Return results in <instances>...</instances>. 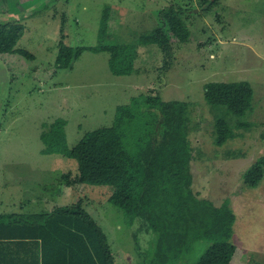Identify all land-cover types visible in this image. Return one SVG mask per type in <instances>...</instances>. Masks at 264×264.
I'll list each match as a JSON object with an SVG mask.
<instances>
[{"label": "rangeland", "instance_id": "rangeland-1", "mask_svg": "<svg viewBox=\"0 0 264 264\" xmlns=\"http://www.w3.org/2000/svg\"><path fill=\"white\" fill-rule=\"evenodd\" d=\"M30 1L17 0L18 12L9 15L24 27L18 47L35 58L0 54V213L42 218L56 207L79 205L105 233L115 264H158L156 233L109 203L108 187L78 182L76 161L44 153L40 137L53 123L71 148L86 132L110 126L120 106L157 92L164 101L187 103L193 193L218 207L228 201L235 215L229 264H264V174L253 188L243 182L264 158V0ZM5 5L11 6L2 0L0 21L9 17ZM105 6L104 44L131 46L130 73L114 75L109 54L89 50L72 68L56 67L61 41L77 49L99 44ZM157 27L168 52L141 41ZM220 83L236 84L250 100L242 119L214 104ZM224 112L234 136L217 145L216 119ZM240 121L245 125L237 128ZM190 244L169 264H193L206 245Z\"/></svg>", "mask_w": 264, "mask_h": 264}, {"label": "trees", "instance_id": "trees-1", "mask_svg": "<svg viewBox=\"0 0 264 264\" xmlns=\"http://www.w3.org/2000/svg\"><path fill=\"white\" fill-rule=\"evenodd\" d=\"M105 7L98 31L99 44L77 49L61 41L56 67L72 68L80 53L89 50L107 52L114 75L130 73L131 46L104 44L108 36L105 30L108 7ZM23 31L19 20L0 22V54L33 60L34 55L18 47ZM141 41L161 44L169 51L167 37L160 27L144 33ZM214 104L239 119L251 111L250 100L241 97L238 86L233 83L217 85ZM226 116L224 112L216 119L217 145L234 136L225 123ZM187 117V103L164 101L155 92L150 97L139 96L128 105L120 106L110 126L86 132L71 148L66 147L64 129L60 130L53 123L40 137L45 144L44 153L60 152L76 161L78 182L108 187L109 203L130 217L143 220L156 233L158 264L183 258L192 242L206 245L193 264H229L235 251L229 241L235 215L228 201L218 207L193 193L192 149L185 130ZM244 125V121L236 123L237 128ZM263 166L264 158H261L249 167L243 175L244 184L250 188L257 186L264 174ZM184 228L191 230L192 235L183 234L188 233ZM199 228L204 229V235L196 233ZM26 236H40L46 244H56L54 249L63 256L64 264H115L105 233L79 205L56 207L42 218L13 211L0 213V248L10 245L8 239L19 240ZM162 244L166 245V252H162ZM16 245L21 243L16 242ZM199 248L198 253L202 251ZM25 250L23 255H26ZM29 256L34 257V252ZM22 261L25 264L24 259Z\"/></svg>", "mask_w": 264, "mask_h": 264}, {"label": "crops", "instance_id": "crops-1", "mask_svg": "<svg viewBox=\"0 0 264 264\" xmlns=\"http://www.w3.org/2000/svg\"><path fill=\"white\" fill-rule=\"evenodd\" d=\"M11 6H6L3 8L5 10L7 9L6 15L11 14V12H16L17 7L12 6V4L16 3L17 0H7ZM25 3L31 2L30 0H23ZM33 1V0H32ZM45 2H48L47 0H44ZM2 0H0V5H1ZM0 11H1V6H0ZM18 12V11H17ZM21 14H24L23 12H20ZM12 16L14 15H9L7 16V20L13 18ZM5 20V21H7ZM4 22V21H0ZM10 245H5L0 248V264H23L22 259H24L25 264H64V259L62 258L63 256L59 253L56 252L54 247H57L56 244L50 243L46 244L45 240L39 236V238L35 237H29L26 236L22 239H8ZM16 242L21 243V245L17 246ZM11 246V247H10ZM24 247L26 250L24 251L23 255V250ZM31 252H34L35 256H29ZM60 259H58V257ZM36 258V260H35ZM68 264V263H66Z\"/></svg>", "mask_w": 264, "mask_h": 264}, {"label": "built area", "instance_id": "built-area-1", "mask_svg": "<svg viewBox=\"0 0 264 264\" xmlns=\"http://www.w3.org/2000/svg\"><path fill=\"white\" fill-rule=\"evenodd\" d=\"M264 58V57H263Z\"/></svg>", "mask_w": 264, "mask_h": 264}]
</instances>
